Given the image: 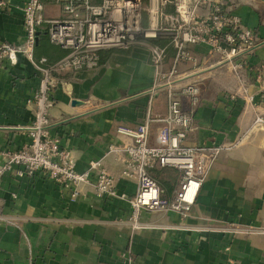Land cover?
I'll return each instance as SVG.
<instances>
[{"label":"crops","instance_id":"0c3cea01","mask_svg":"<svg viewBox=\"0 0 264 264\" xmlns=\"http://www.w3.org/2000/svg\"><path fill=\"white\" fill-rule=\"evenodd\" d=\"M6 1L8 9H0V45L19 47L26 38L23 9L29 0ZM223 3L254 31L257 47L224 62L196 46L192 50L198 63L178 67V89L196 84L201 93L195 129L185 144L231 146L212 165L189 216L142 211L141 228L134 229L129 202L99 197L95 178L92 185L79 186L72 201L69 191L43 173L32 178L12 173L0 188V264H264V131L251 129L256 117L264 118V2ZM45 15L59 19L62 13L48 5ZM156 42L170 43L166 36ZM168 54L170 69L172 47ZM66 55L44 31L39 33L36 61L44 57L55 63ZM61 80L49 109L52 135L72 151L77 172L102 161L116 179L118 193L136 195L137 181L122 177L123 148L132 140L118 129L136 130L150 116V144L160 146L166 128L160 120L168 112L167 92L156 86L148 49L103 52L100 68L65 73ZM39 84L40 72L25 55L15 65L0 61L1 151H17L30 143L27 129L35 112L30 101ZM177 95L190 111V99ZM111 147L116 149L110 152ZM151 174L162 200L172 201L181 172L166 168ZM233 225L253 231L234 234Z\"/></svg>","mask_w":264,"mask_h":264},{"label":"built area","instance_id":"2783aa9c","mask_svg":"<svg viewBox=\"0 0 264 264\" xmlns=\"http://www.w3.org/2000/svg\"><path fill=\"white\" fill-rule=\"evenodd\" d=\"M48 5L60 8L62 16L50 19L45 15ZM174 12H169V8ZM0 9H8L0 0ZM207 9L206 12H202ZM25 42L14 47L0 45V61L15 65L20 54L35 64L40 72V84L30 103L34 120L27 129L30 143L17 151L0 150V188L4 177L14 173L18 178L43 173L70 192L71 200L78 197V187L92 185L99 197L127 200L131 206V223L139 229V216L147 212H176L187 218L197 202L212 165L231 148L226 146H188L186 141L195 129V111L200 104V88L190 84L178 89V67L183 63L196 65L198 58L192 48L203 46L224 62L252 52L257 47L253 30L245 27L237 14L213 0H29L24 9ZM44 31L51 44L67 51L55 63L47 58L35 59L39 33ZM168 37L169 46L158 41ZM147 48L155 70L158 89L167 92L168 112L161 122L166 124L160 146L150 144L151 123L148 116L136 130L119 128L132 144L123 148L126 155L122 177L135 180L136 195L119 194L116 179L102 161H93L86 171L76 170L72 151L63 148L61 140L51 133L49 109L53 95L63 82L65 73L97 70L102 65V53L114 50ZM169 47L175 52L170 69L166 68ZM264 68V66H263ZM177 92L190 99L191 110L183 109ZM252 130L264 131V118L256 117ZM244 139L237 143L240 144ZM116 148L111 147L110 152ZM172 168L181 172V183L172 201H163L154 169ZM234 234L249 235L253 227H232Z\"/></svg>","mask_w":264,"mask_h":264},{"label":"rangeland","instance_id":"374dc122","mask_svg":"<svg viewBox=\"0 0 264 264\" xmlns=\"http://www.w3.org/2000/svg\"><path fill=\"white\" fill-rule=\"evenodd\" d=\"M213 1L223 4L224 7L226 8V5L223 3V1H225V0H213ZM252 126H253V125H252ZM251 129H252V128H251Z\"/></svg>","mask_w":264,"mask_h":264},{"label":"water","instance_id":"95a60500","mask_svg":"<svg viewBox=\"0 0 264 264\" xmlns=\"http://www.w3.org/2000/svg\"><path fill=\"white\" fill-rule=\"evenodd\" d=\"M260 1H262V2H264V0H260ZM78 102H75V104H77Z\"/></svg>","mask_w":264,"mask_h":264},{"label":"trees","instance_id":"16d2710c","mask_svg":"<svg viewBox=\"0 0 264 264\" xmlns=\"http://www.w3.org/2000/svg\"><path fill=\"white\" fill-rule=\"evenodd\" d=\"M153 176V175H152ZM154 177V176H153ZM155 178V177H154ZM156 179V178H155Z\"/></svg>","mask_w":264,"mask_h":264}]
</instances>
